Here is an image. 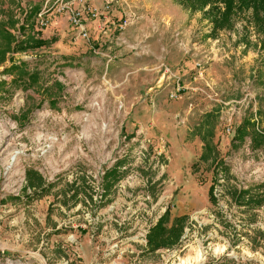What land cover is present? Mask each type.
<instances>
[{
  "label": "rangeland",
  "instance_id": "obj_1",
  "mask_svg": "<svg viewBox=\"0 0 264 264\" xmlns=\"http://www.w3.org/2000/svg\"><path fill=\"white\" fill-rule=\"evenodd\" d=\"M56 1L48 5L46 45L12 51L0 69V264H241L242 259L264 264L261 232L232 228L222 220L219 235L225 240L218 242L211 228L213 190L220 180L222 204L246 206V220L263 202L258 193L263 185L255 179L264 180V144L254 145L259 139L252 129L243 139L237 132L234 137L245 120L264 136L263 35L249 19L251 11L236 18L232 28L212 33L204 16L208 6L197 10L175 0H89L98 9L109 1L111 9L103 30L98 20L84 17L89 39L83 40L67 15L57 12ZM60 1L62 6H82L76 0ZM43 5V0H20L8 27L13 47L30 37L42 40L31 25ZM124 20L126 26L118 30ZM28 23L27 36L23 25ZM11 66H23L37 81L13 84L16 74L4 71ZM177 86L181 90L171 99ZM212 112L214 153L201 161L198 126ZM132 129L165 141L166 178L157 180L161 163L155 161L157 169L150 161L139 169L146 180L118 193L125 160L114 159L122 140L133 137ZM73 167L83 173L70 177ZM29 170L42 178L40 187L28 186ZM100 172L103 197L92 187L97 185L92 177H101ZM145 195L158 212L154 217L162 216L163 209L182 208L188 224L178 245L144 256L146 247L137 244L122 261L102 259L112 243L107 238L116 240L120 234H111L115 225L101 228L109 223L100 215L112 214L109 207L116 204L122 212L114 216L121 221L128 217L127 206L147 203ZM72 217L78 221H70ZM51 222L56 230H49ZM127 229L119 239L128 236ZM68 234L76 241L72 247L63 245ZM84 234L90 243L86 255L81 253ZM56 236L58 245L52 241L50 250ZM56 249V257L47 254Z\"/></svg>",
  "mask_w": 264,
  "mask_h": 264
},
{
  "label": "built area",
  "instance_id": "obj_2",
  "mask_svg": "<svg viewBox=\"0 0 264 264\" xmlns=\"http://www.w3.org/2000/svg\"><path fill=\"white\" fill-rule=\"evenodd\" d=\"M76 1L81 3V9L72 7V4L62 6V1L57 0V12H64L67 15L68 23L71 26L72 30L75 31L77 37L83 40H88L89 37L87 34L86 25L84 24V17L87 16L92 21L98 20L100 22L99 28L100 30H103L107 23L106 18L111 9V3L109 1H105L102 8L98 9L94 7V5L87 3L89 0ZM43 3L44 5L42 9L36 14V16L33 17L31 27L35 32H40L43 29H46L49 23L47 14L50 12V8H48V5L52 4L53 0H43ZM126 24L127 21L124 20L122 24L118 26V30H122L126 26ZM23 27L26 29L30 27V24H24ZM22 55L24 56L25 54ZM199 66V64L195 65L196 68H199ZM199 75H202V71L199 73ZM5 81H8V79H6ZM180 90L181 89L177 86L175 92L170 93L169 97L171 99H176ZM230 125L231 124L229 123L228 127L226 128V133L228 135H230L232 132V127ZM117 150V157L114 159V162L125 160V164L119 169V172L123 175L117 186L119 187V190H117L118 193H122L126 187L131 188V185L136 181L146 180L140 173L139 169H144L146 164L148 165L150 161H153L155 163L154 166L156 168L157 164L161 163L159 165V169L157 168L159 173L158 176L160 178L165 174L166 165L165 161L163 160V157L164 159H166L165 145H162L161 143H155L151 138H147L142 130L138 129L137 131H135L133 137H131L128 141H126V138L123 139ZM155 161H157V164ZM80 172L78 168H74L73 170H70L69 176L71 177L73 174L79 176L83 173ZM98 174L101 177H92V179H94V181L97 183V185L92 184V187H95L96 191L100 192L103 197V195L105 194L103 190L104 172H100ZM220 177L221 175L218 176V178ZM255 181L257 182V184L261 182L259 185H263V188L258 192L260 195H262L263 202L250 210L249 213L252 216V220H246V216L243 214V212L247 210L246 206L235 207V205L229 206L227 204H222L223 198L225 197L221 189V183L223 182V180L219 181V185L213 190V196L216 199L215 213L213 216H211L213 239L218 240V242H223L225 240L222 238V236L219 235V233L223 231L220 225V221L222 220L225 224H228L232 228L237 227L238 229L248 230L247 232L257 231L261 232V234L264 235V180L259 181V179L257 178L255 179ZM248 188L249 187L247 185L243 186L244 190H247ZM143 199L144 202L147 203L134 208L127 206L124 209V214H128V217L123 218V220L121 221H119L118 218L114 216L116 215L115 213L122 212L120 207L116 204H112L109 207L112 214L100 215L101 218H103L102 222L109 223L107 225H102L101 228L108 229L112 225H115L117 227V230H114L113 232H111V234H120L118 235V238L116 240L113 238H107V240H110L112 243L110 244L109 249H107L102 255V259H112L114 262L122 261L127 257L128 254H133V245L139 244L145 247L146 236L149 233L151 227L157 221L158 217L153 216L155 212V206L152 205V198L149 195H145ZM73 219L74 217H72L70 221ZM125 227H128V236L124 237L123 239H119L121 236H123L124 232H122V229H124ZM198 228L201 229L200 224L198 225ZM258 241L264 246V241L261 240V238H258ZM75 242L76 241L73 234H68V237L65 239L63 245L66 246L70 244V246L72 247L71 244H74ZM244 243L245 242H242V244ZM167 251L169 252V250H166V253ZM218 251L222 252L223 249L219 248ZM166 253H161V257L165 258ZM224 257L234 260V258L228 254H224ZM1 259L4 260L0 256V260ZM5 260V263L9 262V259ZM132 260L134 262L138 261L136 254L132 258ZM235 261L238 262L237 259ZM250 262L251 261L248 259L241 260V264H250Z\"/></svg>",
  "mask_w": 264,
  "mask_h": 264
},
{
  "label": "trees",
  "instance_id": "obj_3",
  "mask_svg": "<svg viewBox=\"0 0 264 264\" xmlns=\"http://www.w3.org/2000/svg\"><path fill=\"white\" fill-rule=\"evenodd\" d=\"M175 1L190 9L203 10L208 6V9L204 12V16L208 18L212 24V33H216L219 30L232 28L234 26L235 19L250 10L251 12L249 19L253 22L257 32L263 35V39L261 41V50L264 51V0ZM10 24V20H7V22L0 21V66L4 64L7 59V55L12 51H20L26 48H40L46 45L44 40L32 39L30 37L25 42L16 43L13 47L14 39L8 31ZM262 62L264 64V57ZM23 68V66H11L9 69H4V71L7 72L9 70V72L16 74V78H14L12 81L13 84L25 83V81L32 84L37 81L35 76L26 75L25 71L22 70ZM25 76H28L27 80ZM0 84L4 85L3 82ZM215 119V112L206 113L202 123H200L198 126L199 129L197 134L204 143V153L200 157L201 161H207L214 153L212 139ZM206 125L209 127L205 130L204 128ZM248 129H252L255 132V137L259 139L257 143L254 142L255 146L260 147L262 144H264V136L255 130L254 124L249 120H245L240 127L235 129L234 137H236L237 132V137L243 139V137L247 135ZM26 180L28 186L32 188L40 187V184L42 183V178L36 172L30 170L26 172ZM209 193L211 195V190H209ZM210 200H212V196H210ZM167 216V212H165L148 236V247L150 251H155L156 249L164 246H171L176 244L180 239L183 229L182 223H184L186 218L176 220L172 227L167 229L165 227Z\"/></svg>",
  "mask_w": 264,
  "mask_h": 264
},
{
  "label": "crops",
  "instance_id": "obj_4",
  "mask_svg": "<svg viewBox=\"0 0 264 264\" xmlns=\"http://www.w3.org/2000/svg\"><path fill=\"white\" fill-rule=\"evenodd\" d=\"M22 1V0H21ZM34 1V0H33ZM33 3V2H32ZM34 4V3H33ZM20 5V0H0V21H3V22H7V20H11V17H13V13H14V11H15V9H17V7ZM35 5V4H34ZM23 32L27 35V33H26V30H25V28H23ZM47 32V30H42V31H40V34H39V36H40V39H42V40H44L45 42H46V40H49V34L50 33H46ZM28 36V35H27ZM30 37V36H29ZM24 38H25V36H24ZM3 67H5V66H0V69L1 68H3ZM7 67V66H6ZM134 129H136V128H134ZM134 129H132L131 131H130V135L131 134H133V132H134ZM145 135H146V133H145V131L143 132ZM146 137H147V135H146ZM202 141V140H201ZM155 143H161L162 145L164 144L165 145V141L161 138L159 141H154ZM203 143V142H202ZM202 145H203V147H202ZM186 149H188V148H186ZM202 149H203V151H204V143L203 144H201L200 145V147H199V149H198V154H197V158H199L200 159V157L202 156V154L204 153V152H202ZM165 154H166V159H164V157H163V160L165 161V165H166V170H167V164H168V161H169V157H168V151H166V145H165ZM162 159V158H161ZM123 161V160H122ZM119 162V161H118ZM119 163H123V162H119ZM74 168V167H73ZM72 168V169H73ZM117 168H119V166L117 167ZM37 173V172H36ZM166 178V172H165V174L161 177V179H159V181H162V182H164V179ZM58 180V178L56 177L55 179H54V181H57ZM54 181H52V182H54ZM57 188H55V189H52V191H54V190H56ZM73 193H75V191H73ZM154 213H156V214H158V212L156 211V208L154 209ZM165 212H167V222H166V224H165V227L167 228V229H169V228H171L172 227V225L175 223V221L176 220H180V219H182V218H186V217H183L184 216V212H182V208H180V207H177L176 209H174V211H172V210H169V209H163L162 211H161V213H163L162 214V216L165 214ZM159 214H160V212H159ZM162 216H159L158 218H157V221L155 222V224L151 227V229H150V231H149V234H150V232L153 230V228L157 225V223H158V221H159V219L162 217ZM54 220L55 221H57V219L54 217ZM78 221V218H75V219H73V222H77ZM186 221H187V218H186V220L184 221V223H182V225H183V230H185L186 229V227H185V224L187 225L188 223H186ZM49 227V230H52V229H54V230H56V224L55 225H53V223L51 222V223H49V225H48ZM102 227V226H101ZM148 234H147V236H146V245H145V251L146 252H144V256L145 255H157V254H159V251L161 250V249H169V247H174L175 245L177 246L178 245V243L180 242V239H181V237H180V239L178 240V242L176 243V244H173V245H171V246H164V247H160V248H158V249H156L155 251H150L149 250V247H148ZM65 237H66V235H64L63 236V238L65 239ZM83 237H84V242H83V245H82V248H81V253L82 254H84V255H86V254H88L89 253V251H90V248H89V246H90V243H89V241H88V239H87V235L86 234H84L83 235ZM52 241H55V243H57L56 245H58V240H57V236L56 237H54V239H52L51 240V242H50V250H52L53 248H52V246H51V243H52ZM52 248V249H51ZM54 249H55V247H54ZM56 251H57V249L56 250H53V251H49V253H47L49 256H50V254H52L51 256H55L56 257ZM137 252V251H136ZM54 254V255H53ZM39 255L40 256H46V254H44V253H42V254H40L39 253ZM136 256H137V258H138V256H139V254H136ZM142 257H143V255H142ZM139 259V258H138ZM140 260V259H139Z\"/></svg>",
  "mask_w": 264,
  "mask_h": 264
},
{
  "label": "bare ground",
  "instance_id": "obj_5",
  "mask_svg": "<svg viewBox=\"0 0 264 264\" xmlns=\"http://www.w3.org/2000/svg\"><path fill=\"white\" fill-rule=\"evenodd\" d=\"M16 155H17V153H15V154L12 156V158H11L12 161L15 159Z\"/></svg>",
  "mask_w": 264,
  "mask_h": 264
}]
</instances>
